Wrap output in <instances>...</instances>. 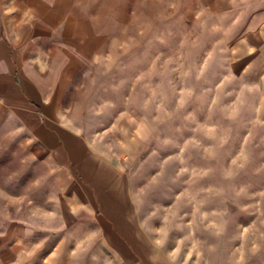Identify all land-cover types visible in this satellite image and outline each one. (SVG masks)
I'll return each instance as SVG.
<instances>
[{
    "label": "rangeland",
    "instance_id": "obj_1",
    "mask_svg": "<svg viewBox=\"0 0 264 264\" xmlns=\"http://www.w3.org/2000/svg\"><path fill=\"white\" fill-rule=\"evenodd\" d=\"M253 1L225 11L202 0L75 1L97 31L95 48L71 73L64 117L41 118L123 166L139 226L174 264H264L260 41L256 12L239 9ZM12 129L1 164L20 165L21 177L5 186L0 227L36 213L39 226H57L69 208L56 185L61 166L43 152L13 154ZM28 135L23 147L44 145ZM86 236L75 264H126Z\"/></svg>",
    "mask_w": 264,
    "mask_h": 264
},
{
    "label": "crops",
    "instance_id": "obj_2",
    "mask_svg": "<svg viewBox=\"0 0 264 264\" xmlns=\"http://www.w3.org/2000/svg\"><path fill=\"white\" fill-rule=\"evenodd\" d=\"M75 1L0 0V200H7L5 186L19 184L16 179L21 177L20 165L1 164L6 160L7 123L13 124L9 134L19 139L13 154L25 148L35 157L43 152L48 161L56 160L61 166L56 185L63 199L69 197L57 226H39L36 213L29 222L13 220L0 227V264H75L73 252L85 248L88 233L99 235V248L114 251L126 264H174L139 226L123 166L69 129L41 118L64 117L61 107L71 73L95 48L97 31L75 12ZM202 1L208 9L225 11L235 0ZM239 9L256 12L254 40L260 45L254 72L259 74L260 93L255 117L264 121V0ZM23 132L44 145L23 147Z\"/></svg>",
    "mask_w": 264,
    "mask_h": 264
}]
</instances>
